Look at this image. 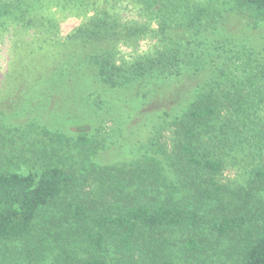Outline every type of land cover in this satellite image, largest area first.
<instances>
[{
  "label": "trees",
  "instance_id": "16d2710c",
  "mask_svg": "<svg viewBox=\"0 0 264 264\" xmlns=\"http://www.w3.org/2000/svg\"><path fill=\"white\" fill-rule=\"evenodd\" d=\"M214 1L224 8L213 13L209 4H185L177 23L160 21L162 40L169 41V32L188 34L191 29L197 39L185 35L186 47L177 41L157 56L119 58L110 44H116L114 37L126 38L127 24L113 20L107 11L91 16L70 34L71 43L82 48L70 51L60 68H53L52 51L30 52L38 56L33 69H40L33 80L42 85L33 88V96L45 109L46 101L62 92L67 94L61 97L64 102L74 103L80 95L82 107L92 106L91 113L98 115L112 109L107 90L113 97V91L123 87L180 81L184 74L197 84L173 109L156 111L150 126L153 141L131 165L91 158L99 152L98 143L90 145L97 129L82 126L72 132L77 146H71L80 151V158L70 159L69 167L47 160L45 168L36 170L0 168L3 264H19V259L47 264L49 237L75 262L71 264H210L208 258L215 264H264V62L257 59L262 51L264 56V0L209 2ZM162 2L140 1L148 10L158 6L156 13H161ZM223 10L253 12L259 35L230 30ZM56 37L50 35V44H57ZM192 42L199 47L196 52ZM206 48L216 58L226 55L224 64L204 58ZM83 84H98L104 95L86 91ZM150 92L139 94L140 99ZM91 95L96 100H89ZM69 111L62 105L53 115L61 129ZM55 137L64 142L60 133ZM234 169L245 177L242 182L237 170L225 179L226 171ZM83 186L84 195L95 188L87 199ZM62 206L72 221L70 229L64 228L69 230L66 240L83 245L76 258L72 248L59 241L65 238L62 215L67 213Z\"/></svg>",
  "mask_w": 264,
  "mask_h": 264
},
{
  "label": "rangeland",
  "instance_id": "374dc122",
  "mask_svg": "<svg viewBox=\"0 0 264 264\" xmlns=\"http://www.w3.org/2000/svg\"><path fill=\"white\" fill-rule=\"evenodd\" d=\"M140 1L0 0V5H5V7L0 6V13L2 12L0 14V168L21 169L22 171L36 170L40 167L45 168L44 165L47 160L52 161V165L58 164L69 167L70 159L80 158V151L72 150L71 146H77L73 133L79 131L82 126H89L93 130L97 129L96 135H92L90 139V145L98 143L99 152L91 158H95L103 164L120 163L126 165H131L140 158L145 148L153 141L152 127L150 128V126L152 125V118L156 116V111L164 110L167 107L173 109L182 95H186L188 88H193L197 81L187 78L184 74L180 81L176 80L177 82H159L150 86L147 83L141 86L136 84L130 89L123 87L118 91H113V97H111L112 90H107L105 93L109 92L107 96L112 109L109 113L98 112V115L97 110L94 111L96 113H91L94 109L92 106L82 107L78 100L80 95L76 97L74 103H69L63 100L67 94L63 95L61 92L46 101L48 107L46 109L40 108L38 96H33V88L42 87L38 80H33L36 74L40 73L39 67L33 69L36 61L38 62V56L34 53L40 52L41 48L44 52L52 51L54 56L52 61L55 62L53 68H60L61 62L65 61V58L71 53L70 51L82 48V46L71 43L70 34L75 28L87 24L90 17L95 14L101 13L103 15L102 12L107 11L113 15V20L120 19L122 23L127 24V30L123 35H127L126 38H117L119 39L117 40L114 37L112 39L115 40L116 44L110 45L116 48V55L120 56L119 58L130 61L135 56H157L166 47L172 46L171 43L175 44L177 41L182 47H186L185 35L188 38H193L190 39L193 42L196 41L197 38L193 35L196 32L194 29H191L188 34L181 30L169 32L172 36L169 37V41L162 40L163 28L159 25L160 21H166V25L169 26L171 23H177L181 16L180 11L186 9L185 4H209L214 6L213 13L217 12V9L224 8V6L216 4L215 1L209 2L210 0H188V3L163 0L160 5L161 13H156L155 8L158 9V6H153V9L148 10ZM150 2L153 3V1ZM242 11L245 12L241 13ZM242 11H222L225 15L224 19L229 21L227 27L238 34L247 31L249 36H258V28L253 27L257 22L256 15L250 10ZM30 20L32 22L29 24ZM133 30L136 32L135 35L130 32ZM128 32L130 33L128 34ZM54 33L58 34V37L55 38L57 44L52 45L49 39L50 35ZM242 35H240L241 39ZM240 44L242 43L240 42ZM190 46H192V51L196 52L197 48L199 49L194 43ZM33 50L36 52L30 53ZM209 51L211 50L206 48V53L201 55L204 58L217 56L214 51L208 54ZM225 58L226 55L222 59ZM28 59L31 63L28 62ZM209 59H207V63L210 62ZM222 59L216 58L213 63L215 65L224 64L225 61ZM257 59H260L258 63L264 62L263 51ZM239 63L241 62L236 64L239 66L238 74L241 68ZM202 76L204 77V74ZM82 86L83 89L89 90L95 95L98 93L101 95L103 92L102 87L98 84L91 86L83 84ZM141 89L142 91H140ZM176 89H180V92L177 93ZM86 91L82 98L83 104L87 102ZM146 91L151 92L142 101L139 94L141 95ZM91 98L89 100H96L94 95H91ZM57 105L59 106L57 107ZM62 105H67L70 110L65 129L58 126L60 120L57 123L56 117L53 116L61 111ZM40 113H42L41 117ZM72 113H76V115ZM159 120L161 121L160 118ZM102 121L104 122L102 123ZM55 133H60L64 142L57 140ZM67 137H70V141ZM246 163L247 166L251 165L249 160H246ZM80 165L81 162L75 168H79ZM236 170L240 171L238 169L227 170L224 174L225 179L228 176L233 177ZM237 177L238 182L245 179L240 172ZM86 187L81 188L83 195V189ZM77 191L79 192V190ZM94 191L95 188H93ZM93 192L83 197L87 199L92 196ZM62 207L64 209H61L66 212L65 206ZM66 213V216L62 215L64 221L62 227L63 229H70V222L72 221L68 216L70 215L68 210ZM68 231L63 230L65 238L59 241L62 242V245L72 248V255L76 258L78 253H83V245L78 241H67ZM70 236L74 238L72 235ZM48 241L47 249L49 250L47 252H49L50 257L47 264H71L70 262H74L68 259L66 252L61 251L57 246H53L55 242L53 244L51 237ZM55 251L56 254H54ZM19 260H21L19 264H28V261ZM208 261L210 264L216 262L212 258H208ZM5 262L0 261V264Z\"/></svg>",
  "mask_w": 264,
  "mask_h": 264
}]
</instances>
